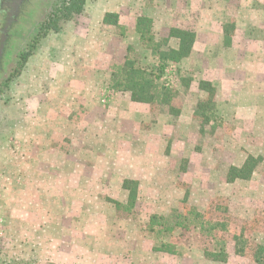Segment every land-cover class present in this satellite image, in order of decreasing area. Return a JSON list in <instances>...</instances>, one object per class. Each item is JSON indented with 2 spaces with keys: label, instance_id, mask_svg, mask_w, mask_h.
Returning <instances> with one entry per match:
<instances>
[{
  "label": "rangeland",
  "instance_id": "obj_1",
  "mask_svg": "<svg viewBox=\"0 0 264 264\" xmlns=\"http://www.w3.org/2000/svg\"><path fill=\"white\" fill-rule=\"evenodd\" d=\"M61 1L0 0V264H256L255 248L264 245V0H108L131 3V11L143 3L156 19L157 40L172 26L197 30L199 42L210 38L211 49L169 64L158 82L177 91L174 106L188 113L175 117L160 102L141 106L122 95L121 117L106 124L120 132L107 133L89 161L81 162L78 150L73 162L66 161L63 150L53 162H33V152L18 142L23 117H32L37 103L66 95L58 81L71 75L77 58L61 34L71 23L80 31L89 16L97 20L104 12L101 0H87L75 22L48 32L16 77L21 55L31 51ZM227 23L235 24L231 48L219 43ZM133 45L136 52L116 55L109 72H119L129 59L146 71L158 66L149 44L136 39ZM91 53L88 58L98 62ZM208 76L217 91L204 124L195 112L208 99L198 89ZM105 78L93 88L90 105L110 111L108 92L116 80ZM51 102L47 109L55 110ZM249 157L261 160L251 179L229 183V169ZM126 179L138 181L133 208L122 187ZM198 213L203 218L195 219ZM154 215L165 218L164 225H185L152 231ZM241 241L242 255L236 252ZM162 246L174 253L158 251ZM205 251H224L228 260H209Z\"/></svg>",
  "mask_w": 264,
  "mask_h": 264
},
{
  "label": "crops",
  "instance_id": "obj_2",
  "mask_svg": "<svg viewBox=\"0 0 264 264\" xmlns=\"http://www.w3.org/2000/svg\"><path fill=\"white\" fill-rule=\"evenodd\" d=\"M99 3L101 9L104 10L100 18L97 17V20H93V16H89V24L86 27H79L80 31L74 30V28L70 26L73 25V23L68 24L65 31L61 34L65 37L66 47L77 55V58H73L72 64L69 68L71 75L66 79L58 81L60 87L66 88V95H55L50 98L49 102L37 103L38 106L32 116L33 118L26 116L23 117L24 123L23 126H21L19 133L23 143L20 141L18 142L23 150H31L33 152V162H53L56 158L59 159V157L62 156L63 150L66 154L64 156L66 161L69 160V162H73L74 159L72 152L78 150L82 152L80 156L81 162H87L90 159L89 152L98 151L102 147L100 143H103V138L107 133L115 135L120 132L119 128L116 127L106 129V124L111 122V124L114 125L116 124V116L119 115L121 117L119 103L121 102L122 95L126 98L123 100L125 102H132L133 104H140L141 106L150 105L133 102L130 93L116 91L113 89L114 84H112V86L110 85L112 93L108 92L111 94V99L113 100V105L111 106L110 111H107L101 104L102 109H98L95 104L90 105L92 102L91 100L94 97V94L92 93L93 88L101 83L100 80H102L103 83L106 81V74L108 77V75L112 76L114 73L112 70L109 72V66L113 61V58L120 54L126 57H131L133 54L132 50L136 52V48L133 47L136 39L138 44L142 46L136 34L137 19L139 17L151 18L153 20V32L156 21L149 10L146 7H142L143 3L141 4L138 2L139 4L136 7L135 5L132 7V11L130 8L133 4H128L126 1L121 2L123 4H115L108 0H101ZM107 14L118 15V24L106 25L104 19ZM229 26L228 23L222 26V31L220 33L219 43L224 48H231L233 45L232 26H235V24H231V32L229 31V33H226L227 31H225V29L229 28ZM173 28L184 29L183 27L172 26L168 29V33L163 36L162 39L168 38L170 30ZM121 29L128 30V34L130 35H123L120 32ZM195 33L196 40L191 55L183 59L180 63L173 65L179 66L185 64L199 51L205 52L206 50L211 49L210 38L206 42H199V32L196 30ZM154 36L155 38L157 37L155 34ZM173 41L174 44L172 45ZM179 45L180 41L176 38L170 39L168 43V46L174 50H178ZM91 50L99 57V61L96 63L93 62L94 60L91 61L90 58H88L89 55L92 54ZM99 77L102 79L98 80L97 78ZM208 78L209 79L202 80L201 82L211 83L216 90L214 84L215 79H212L211 76H208ZM201 82L198 84V89L200 92H205L199 88ZM222 86L223 85H221V87ZM116 97L118 100H116ZM104 98L106 99V97ZM99 99L100 98L97 97L98 102ZM50 101H53L51 103H56L55 110L47 109L50 105ZM58 103L63 107L65 106L66 110H62L63 107H60V109L57 110L58 107L56 106ZM180 111V115H178L179 118L188 113L186 109ZM195 114L197 117L200 116L197 115L198 111L195 112ZM129 115L133 117L136 114L131 113ZM173 116L178 117L176 115ZM31 119L33 120L32 123L34 125L32 131L29 126H26L27 123H31ZM75 120H81L82 123ZM77 127L80 128V131L75 133L76 129H78ZM78 141H80V143H76ZM68 144L70 147H67ZM67 152H71V154H68ZM92 156L95 160V156ZM96 157H98V154ZM62 160H64V158H62ZM126 180L138 182L136 179ZM126 191L128 192L127 197L129 198V191Z\"/></svg>",
  "mask_w": 264,
  "mask_h": 264
},
{
  "label": "trees",
  "instance_id": "obj_3",
  "mask_svg": "<svg viewBox=\"0 0 264 264\" xmlns=\"http://www.w3.org/2000/svg\"><path fill=\"white\" fill-rule=\"evenodd\" d=\"M87 0H62L43 22L39 29V33L34 38L31 51L21 55L22 63L18 71H15L16 77L20 76L24 65L32 55L34 49L47 36L48 32L60 33L64 26L69 22H75L76 19L84 12ZM119 22L118 15L107 14L104 19L106 25H117ZM231 26L226 28V33L231 32ZM136 34L142 46L144 43L149 44L146 47L150 49L155 57L158 58L159 64L151 71H146L138 67L132 60H126L125 64L119 69V72L113 73V89L120 92H128L131 94V100L135 103L154 104L160 102L167 106L173 115H180V109L174 106L177 91L173 88L159 85L165 75V71L170 64H178L183 59L189 57L192 53L193 46L196 40V33L192 30H185L173 28L169 32V37L157 40L153 34V20L149 17H139L136 23ZM179 39L180 45L178 50H174L168 46L170 39ZM202 91L208 94V99L198 105V114L203 118L204 124L210 122V117L207 116V111L212 108L211 104L215 102L216 90L209 82H201L200 87ZM210 107V108H209ZM261 160L249 157L241 167L232 166L227 175L229 183L237 180H250L256 168L259 166ZM123 188L129 191L128 207H135L138 200V183L135 181L126 180L123 183ZM186 202V200H185ZM118 205V204H117ZM120 207V205H118ZM195 219L203 218L201 214H196ZM165 218L159 216H152L150 219V228L154 231L155 227H161L162 230L173 231L175 227H182L185 224L176 221L174 226L164 225ZM225 227V226H224ZM235 239H238L235 237ZM244 243V242H243ZM242 241L236 244V252L243 254L245 252ZM241 247V248H240ZM240 249V250H237ZM166 251L173 254L171 246H166L158 250ZM205 257L215 262H227L228 257L224 251L217 253H210L205 251ZM254 261L256 264H264V245H258L254 251Z\"/></svg>",
  "mask_w": 264,
  "mask_h": 264
}]
</instances>
